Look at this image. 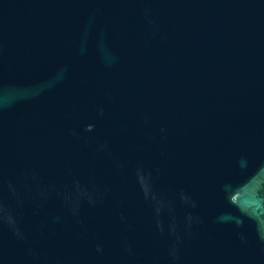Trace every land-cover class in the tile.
Listing matches in <instances>:
<instances>
[{
	"label": "water",
	"instance_id": "water-1",
	"mask_svg": "<svg viewBox=\"0 0 264 264\" xmlns=\"http://www.w3.org/2000/svg\"><path fill=\"white\" fill-rule=\"evenodd\" d=\"M0 264H264V0H0Z\"/></svg>",
	"mask_w": 264,
	"mask_h": 264
}]
</instances>
